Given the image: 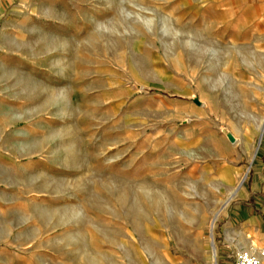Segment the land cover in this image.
Returning <instances> with one entry per match:
<instances>
[{
	"label": "rangeland",
	"instance_id": "rangeland-1",
	"mask_svg": "<svg viewBox=\"0 0 264 264\" xmlns=\"http://www.w3.org/2000/svg\"><path fill=\"white\" fill-rule=\"evenodd\" d=\"M263 119L264 0H0V264H234Z\"/></svg>",
	"mask_w": 264,
	"mask_h": 264
},
{
	"label": "built area",
	"instance_id": "built-area-1",
	"mask_svg": "<svg viewBox=\"0 0 264 264\" xmlns=\"http://www.w3.org/2000/svg\"><path fill=\"white\" fill-rule=\"evenodd\" d=\"M234 264H264V246H251L249 249L238 251Z\"/></svg>",
	"mask_w": 264,
	"mask_h": 264
},
{
	"label": "crops",
	"instance_id": "crops-1",
	"mask_svg": "<svg viewBox=\"0 0 264 264\" xmlns=\"http://www.w3.org/2000/svg\"><path fill=\"white\" fill-rule=\"evenodd\" d=\"M263 126H264V119L262 120V123H261V125L259 126V130H260L261 132H262V127H263ZM235 190H236V192H235ZM238 190H239V187L234 188V189L231 191V193H230V197H229V199H231V198H233L234 196H236ZM213 215H215V216H214L213 223H212V228L214 229V226H215L214 222H215L216 218L219 216V212H215V213H213ZM216 215H217V217H216ZM212 246L214 247V244H213V243H212ZM213 247H212V248H213ZM245 249H247L246 246H245L244 249H242V250H245ZM212 256H213V251H212V253H211V258H210V260H211V264L213 263Z\"/></svg>",
	"mask_w": 264,
	"mask_h": 264
},
{
	"label": "bare ground",
	"instance_id": "bare-ground-1",
	"mask_svg": "<svg viewBox=\"0 0 264 264\" xmlns=\"http://www.w3.org/2000/svg\"><path fill=\"white\" fill-rule=\"evenodd\" d=\"M264 129V126L262 127V130ZM235 192H236V190H235ZM216 217H217V215H216ZM215 255V256H214ZM215 258H216V250L214 249V254H213V256H212V260H213V263L212 264H216V262H215Z\"/></svg>",
	"mask_w": 264,
	"mask_h": 264
},
{
	"label": "water",
	"instance_id": "water-1",
	"mask_svg": "<svg viewBox=\"0 0 264 264\" xmlns=\"http://www.w3.org/2000/svg\"><path fill=\"white\" fill-rule=\"evenodd\" d=\"M264 131V129L262 130V132ZM262 137V136H261ZM261 137H260V140H259V143H260V141H261Z\"/></svg>",
	"mask_w": 264,
	"mask_h": 264
}]
</instances>
